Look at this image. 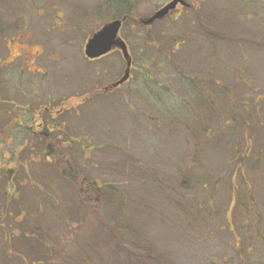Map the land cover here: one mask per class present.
Instances as JSON below:
<instances>
[{"label":"rangeland","instance_id":"374dc122","mask_svg":"<svg viewBox=\"0 0 264 264\" xmlns=\"http://www.w3.org/2000/svg\"><path fill=\"white\" fill-rule=\"evenodd\" d=\"M170 1L0 0V264H264V0Z\"/></svg>","mask_w":264,"mask_h":264},{"label":"water","instance_id":"95a60500","mask_svg":"<svg viewBox=\"0 0 264 264\" xmlns=\"http://www.w3.org/2000/svg\"><path fill=\"white\" fill-rule=\"evenodd\" d=\"M179 4L185 6L183 0H172L169 4L156 11L151 18L140 20V23L145 26H151L153 23L166 18ZM125 20L124 18L123 20L112 21L106 24L88 40L85 47V56L92 61L108 55L113 50L121 51L126 63V71L123 78L118 83L114 84L113 88L122 85L129 79L132 66V59L128 52L127 45L119 36Z\"/></svg>","mask_w":264,"mask_h":264},{"label":"crops","instance_id":"0c3cea01","mask_svg":"<svg viewBox=\"0 0 264 264\" xmlns=\"http://www.w3.org/2000/svg\"><path fill=\"white\" fill-rule=\"evenodd\" d=\"M243 228H245L246 230L248 228H251V231L250 232L244 231V234H243V238H248V235H250L249 239L241 240V237H240L239 241H238L239 247H237V248H239V251L241 252L240 257L242 260H244L246 256H248V257L252 256V255L245 254L243 252V250H245V249L247 250L249 247V252H252V251H255L257 249L254 244L259 243L258 244V247H259V245L261 243H264V231H263L264 227H243ZM254 235H257L258 237H254ZM256 238L260 239V241H262V242H258ZM244 244H245V246L243 249ZM242 262L245 263V261H242Z\"/></svg>","mask_w":264,"mask_h":264},{"label":"trees","instance_id":"16d2710c","mask_svg":"<svg viewBox=\"0 0 264 264\" xmlns=\"http://www.w3.org/2000/svg\"><path fill=\"white\" fill-rule=\"evenodd\" d=\"M46 131L48 132V133H50V136L51 135H53V134H55V129H48V127H47V129H46ZM41 141H42V143H46L47 141H46V139H44V138H41ZM53 149V146L51 145H48V147H47V151L48 152H50L51 150ZM49 158H53V155H51ZM73 171H70V173H72ZM70 173H68V175L70 174ZM67 175V174H66ZM67 175V176H68ZM76 177H77V175H74L73 176V180H72V182L74 183V181H76ZM74 185V184H73ZM91 186H93L94 187V190L93 191H95V189L98 191V193L99 192H105V187H104V190H101V188L99 187V185H98V183H97V181H95V182H92V184H91ZM82 187H83V192L82 193H86V195H88V182L87 181H84L83 182V184H82ZM244 194H246V193H243V196H244ZM118 198V197H117ZM117 198H113V199H110V201H111V203H110V205H111V208H112V204H113V202L115 201V200H117ZM240 198L242 199V202L240 203L242 206H243V209L245 208V206H246V202H244V199H243V197L240 195ZM249 199H251V202H252V206L254 207V206H257L258 207V203H256L255 204V201L251 198V197H249L248 198V200ZM109 201V200H108ZM241 201V200H240ZM113 209V208H112ZM248 216V215H247ZM111 217L113 218V215H111ZM117 218H120V217H123V215L122 214H118V216H116ZM114 218H115V216H114ZM117 218H116V220H117ZM123 222H124V220H122ZM119 223H120V221H119ZM121 224V223H120Z\"/></svg>","mask_w":264,"mask_h":264},{"label":"flooded vegetation","instance_id":"af4514ba","mask_svg":"<svg viewBox=\"0 0 264 264\" xmlns=\"http://www.w3.org/2000/svg\"><path fill=\"white\" fill-rule=\"evenodd\" d=\"M172 1V0H171ZM170 1V2H171ZM184 2H185V6H182V5H178L177 7H176V9L174 10V11H172V12H170V14L167 16V17H171L172 15H174L177 11H178V9H182V8H189V5H188V3H187V1L186 0H183ZM169 2V3H170ZM167 5V4H166ZM165 5V6H166ZM161 9V8H160ZM159 10V9H158ZM158 10H156V11H158ZM124 18L126 19L125 20V22H127L129 19H130V16L129 15H126V16H124ZM124 22V23H125ZM124 25V24H123ZM123 27V26H122ZM122 30V29H121ZM121 32V31H120ZM108 55H110V54H108ZM107 55V56H108ZM104 57H106V56H104ZM103 58V57H102ZM101 59V58H100ZM132 59V58H131ZM97 60H99V59H97ZM97 60H95V61H97ZM132 65H133V60H132ZM125 71H126V65H125V70H124V73H123V76H124V74H125ZM131 71H132V66H131ZM131 71H130V73H131ZM131 75V74H130ZM123 76H122V78H123ZM121 78V79H122ZM130 78V77H129ZM120 79V80H121ZM119 80V81H120ZM119 81H117V82H115V83H112L110 86H108V87H106L105 88V91H109V90H113V89H117V88H119L120 86H118V87H116V88H113V85L114 84H116V83H118ZM18 125V124H17ZM19 126V125H18ZM40 128H41V130H42V125H38ZM20 127V126H19ZM46 129H47V127L45 128L44 127V131L42 130V131H40V133L43 135V136H41V138H44V139H48V137H49V135H50V133H48L47 131H46ZM48 129H53V127L52 128H49L48 127ZM23 136H24V138H26L28 135H34V134H37L35 131L34 132H32V133H26V132H23V133H21ZM20 137V136H19ZM27 139V138H26ZM25 139V140H26ZM49 144V143H48ZM50 146H51V144H49Z\"/></svg>","mask_w":264,"mask_h":264}]
</instances>
